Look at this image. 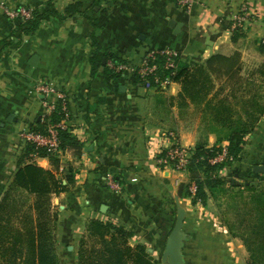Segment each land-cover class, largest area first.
<instances>
[{
  "label": "crops",
  "instance_id": "crops-1",
  "mask_svg": "<svg viewBox=\"0 0 264 264\" xmlns=\"http://www.w3.org/2000/svg\"><path fill=\"white\" fill-rule=\"evenodd\" d=\"M48 1H54L56 9L63 12L76 1L87 8L94 0H0V3L8 10H16L35 9ZM244 8L249 11L240 33H234L230 26L219 29V21L226 12L231 18V14ZM103 9L105 13L101 12ZM93 19L102 26L93 28L90 22ZM13 26L0 8V41L8 37ZM92 35L102 51L119 54L132 65H138L148 51L167 48L184 58L206 61L219 54L233 60L234 68L239 63L242 83L248 87L246 95H241L242 120L250 122L251 117H256L253 128L244 137V156L256 158L253 164L264 165V52L259 49V43L264 41V0H199L189 11L179 8L176 0H107L85 15L63 21L50 19L35 33L25 36L19 46L0 51V200L16 171L17 157L10 152H17L18 148L13 145L14 135L33 123L40 112L41 95L35 91L36 84L40 80L51 81L68 97L73 134L82 145L79 158L72 152L61 157L70 163L76 159L74 168L77 166L76 177L81 185L75 187L76 192L65 195V206H61L65 219L58 220L60 226L55 224L56 253L63 259L77 256L74 246L81 236H74V228H79L82 234L86 230L87 221H72L80 208L77 204L80 195L99 214L114 206L122 215L129 213L131 219L141 222L140 226L150 224L155 229L150 233L152 241L164 249L171 209L176 208L177 200L179 205L186 200L178 197V187L188 178L157 166L155 158L163 142L161 134L173 132L187 149L226 144L206 120L208 114L203 105L189 101L180 105L179 83L173 82L164 91L146 92L124 76L114 81H106L101 74L92 78L89 64ZM34 56L38 60L36 66H31ZM229 75L228 83L235 76L233 70ZM212 80L220 79L212 76ZM213 96L211 93L208 98ZM254 151L256 156L252 155ZM35 163L51 169L46 158ZM97 164L103 167L96 173L93 169ZM116 172L121 174V185L114 179ZM108 175L118 184V192L111 191L104 181ZM260 184L264 185V180ZM20 194L28 197V205L33 203V196L24 191ZM55 196L50 198L51 208L57 206ZM209 206L206 202L200 208L207 214ZM209 224L197 237L194 255L187 243L183 246L184 264H247L248 252L242 241L225 233L216 222Z\"/></svg>",
  "mask_w": 264,
  "mask_h": 264
},
{
  "label": "trees",
  "instance_id": "trees-1",
  "mask_svg": "<svg viewBox=\"0 0 264 264\" xmlns=\"http://www.w3.org/2000/svg\"><path fill=\"white\" fill-rule=\"evenodd\" d=\"M102 1L107 2V0H94L87 8L76 1L67 5L63 12L56 9L54 1L43 3L32 9L30 19L12 21L14 26L8 37L0 41V51L19 46L25 36L35 33L42 23L50 19L63 21L76 15H85L88 10L100 7ZM101 12L105 13V9ZM90 22L95 29L102 26L98 20L93 19ZM224 29H229V25ZM91 46L89 64L92 78L97 74H101L106 81L123 77V72L116 69L118 65L126 62L121 55L110 50L102 51L95 35L91 36ZM259 49L264 52V41L259 43ZM151 53L158 66L162 68L158 74L170 75L172 70H163L164 56L156 51ZM104 60L105 64L101 70ZM174 62L176 68L172 80L181 86L180 105L186 101L196 106L203 105L208 114L206 120L220 135V140L226 142L228 152V159L211 165L209 159L221 153V146L197 145L193 148L187 178L196 183L197 191L194 197L190 196L187 185L182 183L178 187V197L180 199L190 197L193 205L197 203L205 205L209 194L217 197L216 193L227 191L228 187L225 186L228 185L232 200L238 207L235 221L233 223L227 221L230 233L242 241L248 252L247 264H264V185L253 181L258 174L252 173V166V175L244 177L240 185H236L229 177L238 175L243 167L241 163L244 154V137L253 128L256 117H251V121L246 122L239 114V117L233 120L231 115L234 108L226 102V99L217 97L213 102L208 98L213 84L212 76L216 78L230 76L234 68L233 60L215 54L204 63L198 64L190 63L179 54L174 58ZM130 81L134 86L140 83L137 76L132 77ZM60 109L61 107H57L46 119L52 123L60 122L63 118ZM40 115L41 112L29 127L33 128L35 124L37 130L45 132L47 121L41 122ZM72 131L73 127L59 130V149L63 152H72L76 158H79L82 145ZM33 153H36L38 158L48 159L51 169L39 167L35 161H32L30 155ZM60 159L58 154H53L47 148L36 149L34 145L27 143L17 157L16 171L0 200V264H60L56 253L55 236L53 237L57 216L51 212L50 198L72 187L76 182L77 174L73 165H67L66 169L62 168L60 171ZM102 167L103 165L99 164L93 171L101 172ZM63 170L62 177L58 178L57 175ZM224 172H227V177L222 176ZM114 179L121 185L122 177L119 172H116ZM20 191L34 197L31 205H28V197L20 194ZM86 233L87 237L80 241L77 253L78 264H157L143 244L133 247L128 245L127 240L133 238L134 232L126 230L121 225L93 220L88 223Z\"/></svg>",
  "mask_w": 264,
  "mask_h": 264
},
{
  "label": "rangeland",
  "instance_id": "rangeland-1",
  "mask_svg": "<svg viewBox=\"0 0 264 264\" xmlns=\"http://www.w3.org/2000/svg\"><path fill=\"white\" fill-rule=\"evenodd\" d=\"M199 2V0H194L193 5ZM177 3V2H176ZM55 4V2H54ZM193 5L189 8H181L182 10H187L189 11ZM56 7V5H55ZM179 7V6H178ZM180 8V7H179ZM248 9L246 10L244 9H238V11L235 14H231V18H230V14L228 12H226L223 16V18L219 21L220 22V26L219 29H224L225 27H227L228 25L230 26V29L234 32V33H240L242 31V29L244 28L245 21H246V15L248 13ZM61 12V11H60ZM229 16V17H228ZM239 21H241L240 24ZM198 57V56H197ZM185 59H187L190 63L192 62H197L198 64H202L204 63V61L200 58H196V57H186ZM194 60V61H193ZM239 66H237L236 68H233V73H234V78L231 80L230 83H228V78L226 77H220L219 81H214L213 84H211V91L209 94L214 93L216 94V96H213V98H211V101H216L217 97H221L223 99H226L227 103H230L229 105L233 106V114L231 116H233V120H235V118L239 117V114L241 115V108H242V96L241 95H246L247 93V89L248 87L246 85H244L242 82L243 77H241L240 72H241V67L240 64L238 63ZM128 79V78H127ZM229 88V89H228ZM250 88V87H249ZM150 92H160V90H153ZM252 92V89H250L249 93ZM209 97V96H208ZM235 111V114H234ZM21 130L18 131V133L16 135H14V142L13 145H17L16 147H18L16 149L17 152L10 151L12 152L13 157H19V155L22 153V149L24 147V143L21 141ZM189 151L192 149H188ZM82 155V153H81ZM252 155L256 156V151L252 152ZM256 160V158H247L246 156H244L243 154V161L241 163V165H243L241 171L239 172L238 175L236 176H229L230 179H232V182L234 181L236 185H240L242 180L244 179V177H250L251 174V166H253L254 161ZM60 161H62L60 159ZM76 161V159L74 158L73 162H68L66 160L60 162L61 168L60 171L63 169H66V167H68L67 165H73L74 167V162ZM80 165V167L84 166L82 164H78ZM98 165V164H97ZM237 165V164H236ZM240 165V163L238 164ZM255 165V164H254ZM76 166V165H75ZM77 168V166H76ZM74 168V169H76ZM62 173H64V170L57 175L58 178L62 177ZM185 175V174H184ZM263 174H258V176H256L255 178H253L254 182L258 183H263L264 180V176L262 177ZM186 176H188V169L186 171ZM222 176H228L227 172L223 173ZM76 182L75 184L70 187L66 192L63 193H59L58 195L55 196L54 199H56V205L51 209V212L54 213L57 216V227L60 226V223L58 222V220H64L65 216L64 214H62V211L64 210V208H62L61 206H65L64 201H65V195H68L72 192H76L77 189H75V187L77 186L78 188L81 187V185L79 184V179L76 177ZM249 179V178H248ZM251 179V178H250ZM104 181H107V178H104ZM100 180V183L104 182ZM262 186V185H261ZM110 187V186H108ZM225 187L227 191H223V192H218L216 193L217 197H215L212 194H209L208 197V204L209 206V211L213 210V208L215 209L214 212L211 213V211H206L207 214H205V211L200 208V206L202 204L197 203L195 205L192 204L191 202V198H186L185 201H183L180 205V207L184 208L186 211V215H185V220H184V228H183V232L185 235L184 241H183V246L187 243L188 245V249L190 254L192 253V255L195 254L196 252V241H197V237L198 235L201 233L203 234V231L207 229V224L210 225L209 223L211 222V224L214 225V223L216 222V224H218L221 229L225 232L228 233L229 235H231L230 230L228 228V223L227 221L229 220L231 223H233L236 219V211L238 210L237 204L236 202H233L232 200V196L230 194L231 190L229 188L228 185H226ZM111 191H115L118 192V189H113L110 188ZM81 196V197H80ZM77 200V204L80 206V208L78 209V213L76 215H74L73 220L75 221L77 220L78 222L80 221H87L86 222V227L88 225V223L90 221L93 220H98L101 222H112L115 225H121L123 226L126 230L128 231H133L134 232V236L131 240H127V243L129 246L133 247L137 244H143L146 247V251L148 254H150L152 256V258L157 262V264H164L161 260L162 258V251L164 250L162 248V246H157L155 244L154 241H152V238L150 236V233L152 231H155V229L153 227L150 226V224H146V226H144V224H142V226H140L141 222H137L134 219H131L130 214L128 213H122L120 212V209L114 206H111V209L109 210H105L102 213H97L95 211H92L93 209H91V207L89 206V201L88 199L84 196V195H80ZM52 205V203H51ZM213 205V207L211 206ZM172 211L170 212L171 215L169 220H170V225L168 228L167 233L172 229L174 223H175V219H176V208L171 209ZM200 212V214H199ZM64 213V212H63ZM207 217H202V216H206ZM200 217L202 218V223L200 220ZM205 218V220H203ZM149 223V222H148ZM197 224V225H196ZM215 224V225H216ZM147 226L149 228H147ZM60 228V227H59ZM59 228H57L56 230H58ZM147 228V229H146ZM81 236L79 239L76 240L75 246L74 248H77V253L79 250V245H80V241L82 239H85L87 237V233L86 230L85 232H83V234L80 232L79 228H74V236ZM55 236V241H56V236L57 234H53V237ZM166 238V236H165ZM164 238V240H165ZM91 244V243H90ZM54 245V242H53ZM182 246V249H183ZM182 249H181V253H182ZM75 251V249H74ZM183 255V254H182ZM59 256V261L60 264H78L77 261V256L75 258V256H67V258H62ZM74 261V262H73Z\"/></svg>",
  "mask_w": 264,
  "mask_h": 264
},
{
  "label": "built area",
  "instance_id": "built-area-1",
  "mask_svg": "<svg viewBox=\"0 0 264 264\" xmlns=\"http://www.w3.org/2000/svg\"><path fill=\"white\" fill-rule=\"evenodd\" d=\"M176 2L180 8L189 9L193 5L194 0H176ZM0 8L12 21L19 19L21 21H26L32 17V9L26 7H20L16 10H8L2 3H0ZM240 23L241 21H239L238 24ZM151 52H148L143 56L138 65H132L125 62L122 65H118L116 69L122 71L124 77L131 79L132 77L137 76L140 79V83L135 86L136 88L143 89L146 92L153 90H167L168 86L173 83L172 74L176 68L174 58L178 56L179 53L168 48L156 51L164 56L165 61L163 64V70H172L170 75L162 76L158 74L162 68L158 66ZM110 66L113 67L111 64ZM35 91L41 95V115L39 116V120L41 122L47 121L46 129L45 132H41L37 130L35 124L33 128H30L29 125L25 126L20 133L21 141L24 145L26 143L34 145L36 149L47 148L48 151L53 154H58L61 158L62 155L69 151L63 152L59 149V130L73 127L68 97L55 83L46 80H40L36 84ZM57 107H61L60 112L63 116L62 120L57 123L49 122L46 118L50 117ZM161 135L163 142L158 148L155 158L157 166L160 169H169L186 175L191 159V150L189 151L187 148L183 147L178 137L173 132L165 131ZM221 149L222 151L218 156L209 159L211 165L221 163L228 159L226 145H222ZM30 158L35 162L39 159L36 153L31 154ZM106 184L110 186V188L119 189L118 184L110 175L107 176ZM184 184L187 185V190L190 193V196L194 197L197 191L196 183L187 179Z\"/></svg>",
  "mask_w": 264,
  "mask_h": 264
},
{
  "label": "water",
  "instance_id": "water-1",
  "mask_svg": "<svg viewBox=\"0 0 264 264\" xmlns=\"http://www.w3.org/2000/svg\"><path fill=\"white\" fill-rule=\"evenodd\" d=\"M38 57L34 56L31 59L30 65L36 66V61ZM105 60L102 62L103 68ZM253 174H263L264 175V165H254L252 166ZM103 211V210H102ZM104 212V211H103ZM186 211L184 208L180 207L179 201H176V219L172 229L166 236L164 243V250L162 253V262L164 264H184V258L181 253L183 246V241L185 238L183 228L185 220Z\"/></svg>",
  "mask_w": 264,
  "mask_h": 264
}]
</instances>
